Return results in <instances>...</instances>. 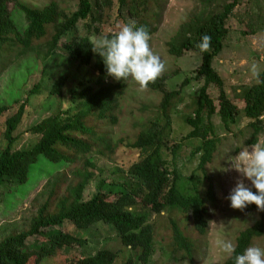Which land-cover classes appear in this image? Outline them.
<instances>
[{
  "label": "trees",
  "instance_id": "obj_1",
  "mask_svg": "<svg viewBox=\"0 0 264 264\" xmlns=\"http://www.w3.org/2000/svg\"><path fill=\"white\" fill-rule=\"evenodd\" d=\"M242 1L231 0L217 9L216 0H198V9L165 46L167 54L175 59L182 58L186 52H194L197 57L193 81L200 87L191 101V114L183 115L182 121L191 128L185 140L194 143L191 154L199 156L197 172L203 175L204 180H201L194 176L184 179L178 173L174 160L182 146L169 147L172 114L183 102V88L191 79H184L178 90L168 87L163 77L150 82L144 88L162 94L158 113L132 142H114L104 129L108 125H117L118 117L114 113L123 94V85L120 81L108 83L110 76L106 74L102 60L91 50L94 43L73 34L80 22L88 21L92 26L104 17L108 18L109 11L115 9V24L135 22L137 26H146L151 37L157 31L163 0H79L74 12L62 9L57 0L49 1L40 9L15 0H0L2 69L5 58L14 53L25 55L43 39H47L46 55L51 56L61 40L69 36L64 44L68 58L82 67L91 66L97 72V78L90 86L74 93L76 103L83 108L73 113L59 111L31 126L28 133L39 139L27 149L14 150L27 100L15 99L14 107L0 105V133L5 141V147L0 151V188L7 190L9 197H14L26 185L37 180L39 183L47 177L39 195L43 202L28 229L0 241V264H49L71 250L78 254L66 257L67 264H114L117 251L101 248L93 254L83 252L87 245L86 235L94 233L92 228L97 226L107 227L115 233L121 247L119 251L130 250L133 257L126 264H147L155 238V228L149 219L152 215L167 218L171 257L175 259L180 255L192 260L195 244L182 225L189 223L192 233L200 237L208 233V209L200 191L207 185V199L213 198L207 168L214 161L223 139L216 132L212 118L218 117L225 137H245L247 147L258 144L264 133V123L259 119L264 115V70L253 84L241 88L243 107L239 110L228 98L224 82L213 68L229 34L227 20ZM12 3L23 23H17L12 16L9 9ZM91 26L87 25L88 28ZM250 33L254 34V31ZM203 35L211 36V46L204 52L198 47ZM105 37L112 38V35ZM65 81L64 76L53 79L50 94L60 96ZM210 88L217 90L215 99ZM34 91L38 93L36 86L31 93ZM241 119L246 125L243 130L234 132ZM92 122H96V126H92ZM120 146L133 153V160L126 167L132 185L124 182L105 186L100 182L96 194L85 201L84 193L94 178L90 171L95 167L91 154L109 158L108 155L114 154ZM165 149L172 153L171 160L163 158ZM243 210L253 212L257 208L248 205ZM66 224L72 230H68ZM54 229L59 231H52ZM32 237L36 241L34 246L27 244ZM261 238H264V211H259V218L250 227L239 232L235 239L236 252L242 253ZM222 264H234V261L227 258Z\"/></svg>",
  "mask_w": 264,
  "mask_h": 264
},
{
  "label": "rangeland",
  "instance_id": "obj_2",
  "mask_svg": "<svg viewBox=\"0 0 264 264\" xmlns=\"http://www.w3.org/2000/svg\"><path fill=\"white\" fill-rule=\"evenodd\" d=\"M49 1L51 0H15V2L39 9L45 7ZM57 1L60 7L68 12H74L78 8L79 0ZM216 1L217 9H221L231 0ZM198 5V0H163L160 19L156 24L157 31L151 36L149 45L165 65L159 77H163L168 87L178 90L184 79H191L190 84L183 88V102L177 105V109L172 114L169 147L177 144L182 146L176 153L174 161L178 173L184 179L194 176L204 180L203 175L197 172L199 156L194 157L191 154L194 143L185 140L191 128L182 121L183 115L191 114L190 104L200 87V84L193 81L198 65L197 57L194 52H186L182 58L175 59L167 54L165 47L180 27L189 20L188 17L195 13ZM9 9L17 23L24 22L17 14L13 3L9 5ZM108 16L92 26L88 21L80 22L73 34L75 33L78 38L81 36L89 38L93 43L108 34L114 36L124 23L115 24L113 20L115 9L109 11ZM87 25L91 27L88 28ZM226 26L229 34L224 41L222 52L213 62V68L221 76L228 98L241 110L243 107L240 98L241 88L253 84L264 70V0L240 2L227 20ZM94 28H97L99 32L96 33ZM250 31H254V34ZM68 39L69 36L63 38L51 56L46 55L47 39H43L36 42L34 49L29 53L21 56L14 53L5 58L4 69L1 68L0 62V105L11 107L17 98L22 102L27 100L25 115L16 133L18 136V141L14 145L16 151L27 149L38 141L39 136L28 133L31 126L59 111L73 113L83 108L76 103L74 93L84 86H90L97 78V72L91 66L82 67L68 58L64 49ZM59 76L66 77L65 85L60 96H52L50 90L53 79ZM119 81L123 85V94L118 99L119 104L114 113L118 117V122L117 125L106 126L104 130L109 139L114 142L123 140V144H126L132 142L139 131L147 127L148 122L155 118L162 94L140 86L131 78L115 80L110 77L108 83ZM35 86L38 93L35 91L31 93ZM209 92L213 99L217 97L215 88H210ZM26 96H28L27 99H25ZM215 104L217 106V102ZM212 121L216 132L223 136V139L214 161L207 168L208 178L213 186V198L207 199L205 193L207 185L200 191L206 199L208 209V233L200 237L192 233L189 223L186 226L182 225L195 244L192 260L182 258L180 255L173 259L167 218L150 216V222L155 228V238L153 252L147 264H222L227 257L220 251L217 241L230 240L235 244L239 232L250 227L259 218V211L232 209L225 199L236 180L241 178L240 173L233 167L239 163L237 156L246 148L251 150V147L244 145L246 138L240 135L225 137L220 130L216 115ZM245 125L246 121L241 119L237 127L233 129L234 132L243 130ZM92 126H96V122H92ZM258 144H264V133L259 137ZM4 147L5 141L0 133V151ZM132 154L125 146H120L114 154H109V158L91 154L95 167L90 171L94 173V178L89 183L83 199L85 201L91 199L96 194L100 182H104L105 186L122 185L124 182L132 185L133 180L126 173L128 163L133 160ZM163 158L171 160L172 153L165 149ZM81 166L82 164L79 165ZM49 167L52 166L49 165ZM46 179L47 177L39 183L37 180L32 185H26L14 197H9L8 191L0 188V241L9 235L19 234L28 229L30 220L43 202L42 196L39 195L44 189ZM245 183L247 184L248 181L245 180ZM66 226L68 230H72L68 224ZM92 230L94 233L90 232L91 234L86 235L87 245L83 249L84 254H93L101 248H108L118 252V258L114 264H126L133 257L128 249L119 251L121 247L111 229L97 226ZM27 244L34 246L35 238H29ZM252 246L264 248V238L254 241ZM73 254H78V251L65 252L49 264H67L65 258Z\"/></svg>",
  "mask_w": 264,
  "mask_h": 264
},
{
  "label": "clouds",
  "instance_id": "obj_3",
  "mask_svg": "<svg viewBox=\"0 0 264 264\" xmlns=\"http://www.w3.org/2000/svg\"><path fill=\"white\" fill-rule=\"evenodd\" d=\"M150 38L146 26L130 22L123 25L112 38L95 40L91 50L102 60L108 76L115 80L131 78L146 87L165 69L164 63L149 45ZM210 46L211 36L203 35L198 47L204 52ZM237 157L239 163L233 167L241 178L236 180L225 199L232 209L243 210L254 204L257 210L264 211V144L253 145L251 150L246 148ZM217 244L234 264H264L262 247L249 246L242 253H237L236 245L230 240H220Z\"/></svg>",
  "mask_w": 264,
  "mask_h": 264
},
{
  "label": "built area",
  "instance_id": "obj_4",
  "mask_svg": "<svg viewBox=\"0 0 264 264\" xmlns=\"http://www.w3.org/2000/svg\"><path fill=\"white\" fill-rule=\"evenodd\" d=\"M260 121L264 123V115H262L260 118Z\"/></svg>",
  "mask_w": 264,
  "mask_h": 264
}]
</instances>
